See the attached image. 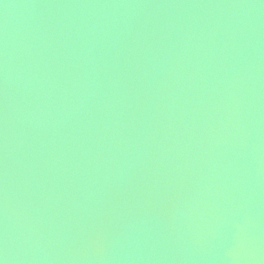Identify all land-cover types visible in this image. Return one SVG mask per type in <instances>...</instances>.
<instances>
[{"label":"water","instance_id":"95a60500","mask_svg":"<svg viewBox=\"0 0 264 264\" xmlns=\"http://www.w3.org/2000/svg\"><path fill=\"white\" fill-rule=\"evenodd\" d=\"M0 264H264V0H0Z\"/></svg>","mask_w":264,"mask_h":264}]
</instances>
